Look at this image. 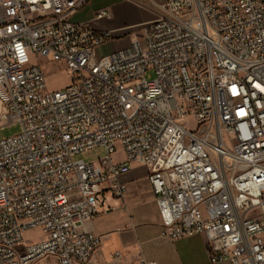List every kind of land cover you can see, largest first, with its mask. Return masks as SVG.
Instances as JSON below:
<instances>
[{
    "label": "built area",
    "instance_id": "1",
    "mask_svg": "<svg viewBox=\"0 0 264 264\" xmlns=\"http://www.w3.org/2000/svg\"><path fill=\"white\" fill-rule=\"evenodd\" d=\"M87 1L0 0V129L21 125L0 140V264L120 261L96 260L103 237L84 226L125 197L134 162L162 237L204 235L209 264H264V0H152L153 19L108 31L70 20ZM42 59L73 82L49 91ZM99 149L98 165L79 158Z\"/></svg>",
    "mask_w": 264,
    "mask_h": 264
},
{
    "label": "crops",
    "instance_id": "2",
    "mask_svg": "<svg viewBox=\"0 0 264 264\" xmlns=\"http://www.w3.org/2000/svg\"><path fill=\"white\" fill-rule=\"evenodd\" d=\"M131 41L130 36L112 39L100 47L99 53L110 54L130 45ZM149 174L148 167L132 163L131 171L123 176L128 184L125 197L107 195L100 213L85 224L86 230L103 237L95 259L101 263L113 262L115 253L121 252L122 259L113 264H137L143 258L158 264H209L204 235L178 239L161 236V220Z\"/></svg>",
    "mask_w": 264,
    "mask_h": 264
},
{
    "label": "rangeland",
    "instance_id": "3",
    "mask_svg": "<svg viewBox=\"0 0 264 264\" xmlns=\"http://www.w3.org/2000/svg\"><path fill=\"white\" fill-rule=\"evenodd\" d=\"M101 8H107L113 14L111 19H95L96 11ZM156 10L152 0H88L85 6L78 10L70 20L72 22L92 20V25L96 30L108 31L117 28H130L146 22L154 17ZM131 31L132 29L124 31L122 34H129ZM105 45L102 47H105ZM39 64L46 74L49 91L62 89L73 82L74 75L68 71L65 63L59 64L42 59L39 60ZM20 131V123H12L0 129V140L18 134ZM103 156L104 151L99 149L86 155H81L79 158L98 165V158ZM115 160H123V155L118 153L115 156ZM42 237L43 233L40 229L27 232L25 245L35 243ZM41 264H48V261H43Z\"/></svg>",
    "mask_w": 264,
    "mask_h": 264
}]
</instances>
